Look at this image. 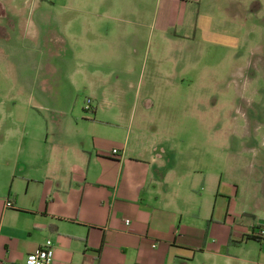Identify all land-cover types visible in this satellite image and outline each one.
<instances>
[{
    "label": "crops",
    "instance_id": "crops-1",
    "mask_svg": "<svg viewBox=\"0 0 264 264\" xmlns=\"http://www.w3.org/2000/svg\"><path fill=\"white\" fill-rule=\"evenodd\" d=\"M165 1L170 5L167 28L185 29V4H208ZM115 22L123 24L122 34L124 25L133 24L123 16ZM76 24L40 31L24 0H0V41L20 45L26 51L22 60H29L31 50L23 45L37 42L66 45L68 39H83L87 50L99 51L101 42H93L102 23ZM190 24L194 33L209 28L198 15ZM179 35L170 39L185 40V30ZM57 56L43 50L37 67L54 77L53 83L42 79L38 86L47 105L37 107L53 116L50 128L47 123L34 131L24 128L18 145L22 150L8 162L10 187L0 200V264H23L27 254L42 246L32 242L38 233L51 238L50 264H253L239 258L238 249L250 241L264 243L255 237L264 221L255 222L254 214L264 217V170L263 179L248 182L241 191L254 192L244 209H237V186H222L219 179L214 186L205 175L197 198L186 204L185 189L194 193L190 181L185 186V163L176 161L172 134L157 131L144 115L135 121L134 111L120 103L123 90L116 83L114 102L109 101L105 75L90 70L82 59L75 60L61 83V70L52 63ZM85 99L90 100L88 113L82 109ZM30 105L32 101L25 107ZM105 105L111 115L104 118L97 108ZM142 106L151 103L145 100ZM112 149L117 151L114 158L108 156ZM7 199L12 208L4 207ZM7 210L13 220L3 227ZM260 256L264 261V253Z\"/></svg>",
    "mask_w": 264,
    "mask_h": 264
},
{
    "label": "rangeland",
    "instance_id": "rangeland-1",
    "mask_svg": "<svg viewBox=\"0 0 264 264\" xmlns=\"http://www.w3.org/2000/svg\"><path fill=\"white\" fill-rule=\"evenodd\" d=\"M207 1L185 4L182 29L165 27L170 9L165 0H24L31 22L40 31L54 26L65 30L71 21L102 23L93 42H101L102 47L89 51L83 39H68L66 45L29 43L23 45L32 50L26 61L20 59L26 53L20 45L0 41V200L10 187L8 162L22 150L18 145L24 128L34 131L53 118L37 107L47 105L38 88L41 80L53 83L54 79L37 68L39 54L48 50L58 55L52 63L61 70V83L75 60L82 59L90 70L105 75L109 101L114 102L116 83L123 90L120 103L134 111L135 121L144 115L157 131L172 134L176 161L185 163V186L190 181L194 193L185 189L186 204L197 198L205 175L214 186L217 179L222 186H237V209H244L254 192L241 191L248 182L263 179L264 170V0H226L230 5L224 0ZM196 15L209 23L208 29L194 33L190 19ZM119 16L133 22L124 25L123 34V24L115 22ZM184 30L185 40L170 39ZM145 100L151 107L142 106ZM29 101L32 105L26 108ZM97 109L99 116L111 115L107 105ZM181 137L183 142L177 140ZM254 214L255 222L264 221ZM12 220L7 210L1 224L10 225ZM46 240L51 243L50 237L39 233L32 238L42 245ZM263 244L248 242L238 249L239 258L263 263L258 259Z\"/></svg>",
    "mask_w": 264,
    "mask_h": 264
},
{
    "label": "built area",
    "instance_id": "built-area-1",
    "mask_svg": "<svg viewBox=\"0 0 264 264\" xmlns=\"http://www.w3.org/2000/svg\"><path fill=\"white\" fill-rule=\"evenodd\" d=\"M82 109L84 113H88L91 111L90 100L85 99L82 104ZM111 158L117 156V151L112 149L108 155ZM5 208H12V203L10 200L4 201ZM124 224H127V220H124ZM256 238L260 240H264V225H260L258 228V232L255 235ZM52 259V251L51 245L49 241H45L42 246L37 248L32 253H29L25 256L23 260V264H50Z\"/></svg>",
    "mask_w": 264,
    "mask_h": 264
},
{
    "label": "trees",
    "instance_id": "trees-1",
    "mask_svg": "<svg viewBox=\"0 0 264 264\" xmlns=\"http://www.w3.org/2000/svg\"><path fill=\"white\" fill-rule=\"evenodd\" d=\"M250 239L258 241V239H255V238H250Z\"/></svg>",
    "mask_w": 264,
    "mask_h": 264
}]
</instances>
